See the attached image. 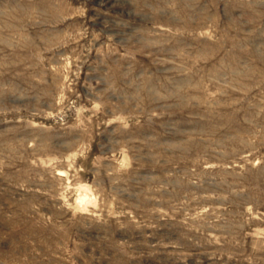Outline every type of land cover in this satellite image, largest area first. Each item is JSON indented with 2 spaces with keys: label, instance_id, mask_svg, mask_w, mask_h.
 <instances>
[{
  "label": "rangeland",
  "instance_id": "374dc122",
  "mask_svg": "<svg viewBox=\"0 0 264 264\" xmlns=\"http://www.w3.org/2000/svg\"><path fill=\"white\" fill-rule=\"evenodd\" d=\"M0 264H264V0H0Z\"/></svg>",
  "mask_w": 264,
  "mask_h": 264
}]
</instances>
